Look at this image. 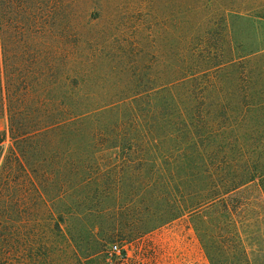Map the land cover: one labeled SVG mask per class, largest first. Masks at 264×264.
<instances>
[{
	"label": "rangeland",
	"instance_id": "374dc122",
	"mask_svg": "<svg viewBox=\"0 0 264 264\" xmlns=\"http://www.w3.org/2000/svg\"><path fill=\"white\" fill-rule=\"evenodd\" d=\"M29 69L45 74L38 90L26 94ZM36 98L131 110L128 122L139 119L132 131L165 138L160 156L164 149L194 147L184 134L198 133L214 169L223 155V175L209 179L213 190L218 178L226 186L229 166L249 156L261 172L234 192L223 190L206 208L127 244L114 240L111 260L83 263L264 264V0H17V102ZM12 143L0 109L3 154ZM121 192L114 195L121 201L101 200L99 209H157L160 194L152 206L124 202ZM115 244L126 250L124 259Z\"/></svg>",
	"mask_w": 264,
	"mask_h": 264
},
{
	"label": "trees",
	"instance_id": "16d2710c",
	"mask_svg": "<svg viewBox=\"0 0 264 264\" xmlns=\"http://www.w3.org/2000/svg\"><path fill=\"white\" fill-rule=\"evenodd\" d=\"M22 49L29 44L23 41ZM44 74L29 69L22 93L38 90ZM91 105L78 99L17 102V0H0V109L13 141L4 154L0 148V264L111 260L114 240L127 244L186 212L206 208L223 190L234 192L261 173L249 156L246 163L229 166L226 186L218 178L213 190L209 179L223 175V155L219 151L214 169L212 152L200 146L198 133L184 134L194 147L164 149L160 156L165 138L132 131L139 119L128 122L131 110ZM109 112L117 118L107 119ZM116 188L122 189L124 202L152 206L160 194L157 209L100 210L101 200L121 201L114 196ZM126 254L120 249L121 259Z\"/></svg>",
	"mask_w": 264,
	"mask_h": 264
},
{
	"label": "built area",
	"instance_id": "2783aa9c",
	"mask_svg": "<svg viewBox=\"0 0 264 264\" xmlns=\"http://www.w3.org/2000/svg\"><path fill=\"white\" fill-rule=\"evenodd\" d=\"M112 249H113V251H115V252H120V248H119V246L118 245H112Z\"/></svg>",
	"mask_w": 264,
	"mask_h": 264
}]
</instances>
